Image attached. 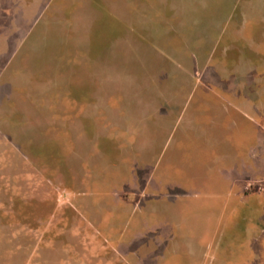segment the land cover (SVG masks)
Listing matches in <instances>:
<instances>
[{
	"label": "rangeland",
	"instance_id": "1",
	"mask_svg": "<svg viewBox=\"0 0 264 264\" xmlns=\"http://www.w3.org/2000/svg\"><path fill=\"white\" fill-rule=\"evenodd\" d=\"M213 4L51 0L5 73L9 131L52 182L10 216L51 220L63 264H264V4L245 0L238 75V14L196 63Z\"/></svg>",
	"mask_w": 264,
	"mask_h": 264
},
{
	"label": "crops",
	"instance_id": "2",
	"mask_svg": "<svg viewBox=\"0 0 264 264\" xmlns=\"http://www.w3.org/2000/svg\"><path fill=\"white\" fill-rule=\"evenodd\" d=\"M209 1L214 3L211 13L200 16L209 20H205L206 24L201 20L194 30L205 31L198 34L197 42L201 45L204 40L208 42L204 51L202 48L199 53L196 63L203 64L208 53L218 51L219 46L212 45L213 41L219 40V35L228 22L227 18L238 14L239 20L234 25L237 28L234 34L237 37V54L231 51L230 55L240 61L236 75L245 73V39L243 40L241 33L245 20V0ZM261 1L264 4V0ZM50 5L51 0H0V264H63V260L68 257L65 251V258L60 256L59 260L54 250L43 247H50L52 242L51 238L43 239L45 233L51 232V220L33 228L19 218L10 216L15 214L16 204L25 205L45 200L52 187L51 180L43 176V172L29 155L20 151V141L16 142L9 131L10 119L5 115L10 111V99L16 94V85L10 74L4 78L14 61H23L28 52L34 53L36 25ZM7 9L14 12L12 18L5 15ZM198 9L199 7H195L196 12ZM31 40L32 43H29ZM180 64L187 75L199 72L196 68L189 67L188 61H181ZM31 242L33 251L28 257L27 248L30 246L27 243Z\"/></svg>",
	"mask_w": 264,
	"mask_h": 264
}]
</instances>
